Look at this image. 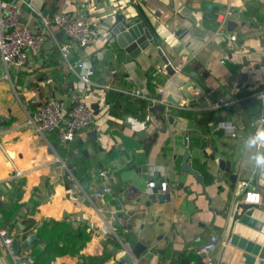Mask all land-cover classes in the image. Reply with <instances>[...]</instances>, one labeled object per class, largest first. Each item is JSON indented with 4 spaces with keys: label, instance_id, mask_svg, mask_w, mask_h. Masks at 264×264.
Masks as SVG:
<instances>
[{
    "label": "crops",
    "instance_id": "0c3cea01",
    "mask_svg": "<svg viewBox=\"0 0 264 264\" xmlns=\"http://www.w3.org/2000/svg\"><path fill=\"white\" fill-rule=\"evenodd\" d=\"M2 2L17 6L19 23L32 31L37 9L81 16L97 32L89 47L74 48L69 57L71 65L91 66L87 89L80 87V70H72L49 39L22 67L6 68L0 60V226L17 252L32 264H129L127 256L130 264H204L198 251L215 237L211 258L217 264L231 193L246 182L249 196L259 198L256 183L264 184V170L257 172L252 159L264 147L248 144L264 127L257 123L264 108L255 97L264 90V0ZM124 11L142 17L158 42L131 60L107 32ZM0 30L8 29L0 23ZM158 46L174 75L164 71ZM192 81L206 91L201 95L191 85L188 92L198 95L187 100L181 88ZM133 88L166 105L140 108ZM50 97L67 107L78 101L94 106L93 124L67 147L56 133L40 135L32 121ZM216 98L230 106L215 108ZM146 116L144 130L128 129L126 118ZM186 153L192 173L182 170ZM216 154L237 176L233 186L217 158L210 160ZM149 181L165 182L169 199L159 201L160 193L150 198ZM103 187L110 192L95 198ZM31 236L36 239L28 245ZM137 243L145 249L135 258ZM0 264H14L1 243Z\"/></svg>",
    "mask_w": 264,
    "mask_h": 264
},
{
    "label": "built area",
    "instance_id": "2783aa9c",
    "mask_svg": "<svg viewBox=\"0 0 264 264\" xmlns=\"http://www.w3.org/2000/svg\"><path fill=\"white\" fill-rule=\"evenodd\" d=\"M0 11H5V15L0 18V23L8 29L6 31L0 30V60L6 68L12 63H15L17 67H22L26 63L28 53L39 50L44 42L49 39L59 52L60 58L69 64L72 70H80V74L77 75L80 87L87 89L93 86L90 79L92 75L90 65L82 61H77L74 65L69 63V57L74 48L84 49L89 47L97 36L96 30L92 28L85 18L70 16L63 11L53 15H45L35 9L34 14L37 16L38 24L36 30L32 31L28 26L19 23L20 13L17 6H7L0 0ZM56 33L62 35V41L57 39ZM96 57L100 60L102 59L99 53ZM104 88L110 89L109 86H104ZM130 95L151 104L166 105L163 99L148 98L138 88H133L130 91ZM207 95L212 96L213 93L208 92ZM255 97L264 108V90L258 91ZM229 106L230 104L227 101L221 98L215 99V108H227ZM148 120V116L144 120L128 117L125 123L130 131L139 132L147 127ZM32 121L40 135L56 133L59 145L67 147L90 128L94 121V112L92 108L82 101L67 107L61 99L50 97L37 108ZM257 123L264 124V115L257 119ZM187 143L188 140L186 139ZM246 190L247 183L241 182L239 191ZM109 192L110 189L108 187H103L96 190L93 196L100 199ZM145 192L148 196H156V194L160 193L164 195V200L169 199L165 182L149 181L145 186ZM257 201L258 195L255 196L253 202ZM218 242L217 238L211 237L198 251V254L204 257V264H215L211 258V253L217 248ZM0 243L14 264H32L29 258L17 252L14 239L1 226ZM127 251L131 253L129 248Z\"/></svg>",
    "mask_w": 264,
    "mask_h": 264
},
{
    "label": "water",
    "instance_id": "95a60500",
    "mask_svg": "<svg viewBox=\"0 0 264 264\" xmlns=\"http://www.w3.org/2000/svg\"><path fill=\"white\" fill-rule=\"evenodd\" d=\"M107 32L109 38L115 43L117 50L125 53V60L136 58L150 45L158 43L143 18L135 16L128 11L116 14ZM157 54L164 65V71L168 75H174L175 69L160 46L157 48ZM191 85L196 87L199 94H205L206 90L196 82H186L181 88V92L187 100L197 98V95H192L188 92V88ZM168 101L174 102L171 98H168ZM199 101L203 102V99ZM91 108L93 109L94 106ZM188 157L189 153H186L183 159L182 170L192 173L186 164ZM215 157L217 158L216 166L218 170L228 176L229 182L233 186L236 183L237 176L232 173L230 163L220 154L211 156L210 160H214ZM256 169L257 172L261 169L264 170V168ZM217 179H220V177ZM198 182H200L199 178ZM256 188L259 191L257 202H253L254 197H250L247 191L238 190V193H231L226 206L228 223L227 243L220 251L217 264H264V184H259L257 181ZM150 198L153 199L154 196ZM157 198L159 201H163L164 195L160 194ZM123 217L128 218L125 214H123ZM113 218L116 220V216ZM35 239L36 236H31L26 240V244L30 245ZM144 249L145 247L141 243H137L133 249L135 258ZM127 259L130 264L131 260L128 256Z\"/></svg>",
    "mask_w": 264,
    "mask_h": 264
},
{
    "label": "clouds",
    "instance_id": "9594fccd",
    "mask_svg": "<svg viewBox=\"0 0 264 264\" xmlns=\"http://www.w3.org/2000/svg\"><path fill=\"white\" fill-rule=\"evenodd\" d=\"M248 144L251 146L255 144L257 148L264 147V127L258 128L252 137L248 140ZM254 166L255 168H264V152L253 151Z\"/></svg>",
    "mask_w": 264,
    "mask_h": 264
},
{
    "label": "trees",
    "instance_id": "16d2710c",
    "mask_svg": "<svg viewBox=\"0 0 264 264\" xmlns=\"http://www.w3.org/2000/svg\"><path fill=\"white\" fill-rule=\"evenodd\" d=\"M137 103L139 104L140 108H145L147 107L146 105H148V102L146 103L145 101H141V100L137 101Z\"/></svg>",
    "mask_w": 264,
    "mask_h": 264
}]
</instances>
